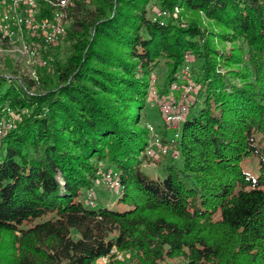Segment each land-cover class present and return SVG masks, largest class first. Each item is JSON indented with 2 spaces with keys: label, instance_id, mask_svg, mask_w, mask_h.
Masks as SVG:
<instances>
[{
  "label": "trees",
  "instance_id": "16d2710c",
  "mask_svg": "<svg viewBox=\"0 0 264 264\" xmlns=\"http://www.w3.org/2000/svg\"><path fill=\"white\" fill-rule=\"evenodd\" d=\"M151 1L71 0L63 39H39L52 75L0 76V115L24 110L0 151V264H99L113 249L135 264H264V0H154L150 14ZM186 64L195 104L171 153L150 157V78L167 69L164 94ZM163 159V178L143 171ZM110 170L124 211L87 202Z\"/></svg>",
  "mask_w": 264,
  "mask_h": 264
},
{
  "label": "built area",
  "instance_id": "2783aa9c",
  "mask_svg": "<svg viewBox=\"0 0 264 264\" xmlns=\"http://www.w3.org/2000/svg\"><path fill=\"white\" fill-rule=\"evenodd\" d=\"M70 2L71 0H0V42L18 44L20 51L27 55L29 60L47 64L46 60L42 61L40 55L42 45L39 39L44 41L45 45H53L63 39L70 22L68 17ZM175 12H179L177 7ZM159 15L166 16L167 11H160ZM186 58L190 61L189 55H186ZM159 84L158 77L152 74L149 100L152 105L158 106L161 124L167 130L168 136H164L155 125H148L151 141L146 152L153 158L170 154L172 147L177 145L182 124L195 104L199 89L191 76L189 64L177 74L176 80L166 93L162 94L163 85L159 87ZM23 112L24 110L18 111L7 107L0 115V151L5 133L16 127ZM175 156L178 154L175 153ZM118 177L116 171L110 170L104 173L101 179L110 186L119 188L121 182ZM87 202L89 205H95L94 190L88 192ZM117 253V249L111 250L109 255L102 257L101 262L107 263Z\"/></svg>",
  "mask_w": 264,
  "mask_h": 264
},
{
  "label": "rangeland",
  "instance_id": "374dc122",
  "mask_svg": "<svg viewBox=\"0 0 264 264\" xmlns=\"http://www.w3.org/2000/svg\"><path fill=\"white\" fill-rule=\"evenodd\" d=\"M148 8L150 9V14H152L158 7L155 5V1H151ZM203 23L211 28L220 29L216 23L211 22L208 20L204 14H202ZM235 45V44H234ZM220 46L229 48L232 46L231 43H220ZM66 43L65 40L62 42L60 53L64 54L66 52ZM57 49L54 50L56 52ZM39 62H32L29 60L27 55L23 54L18 48V44L15 43H1L0 42V76H9V77H16L21 83L29 85V80L33 79L37 76L39 71H46L47 74H51V69L49 65L47 68H42ZM167 69L160 68L156 71L155 75L158 77V82L160 83L158 86H162L163 84V75ZM32 92L43 91L42 84L35 83L30 87ZM159 108L147 105L146 108L142 112V123L145 125L153 124L157 125L158 123L162 122L161 116L159 114ZM170 134H173V130L170 131ZM2 155V154H1ZM167 159V158H166ZM166 159L161 161V164L154 165L150 161L144 164L143 171L155 178H163L165 176V169L164 164L166 163ZM242 168L250 173L253 176H257L259 173L258 169V158L256 156H252L247 158L242 162ZM98 188L95 189L94 194L99 193L101 196L112 197V199L107 202L108 207L124 211L128 209L130 206L127 202L120 200V192L117 190L118 188L110 186L107 182L101 180L98 181L97 185ZM96 192V193H95ZM98 206L103 205L101 202L97 204ZM96 205V206H97ZM135 264L132 259L131 253L126 251H118L117 255L112 257L107 263L100 262L99 264ZM161 264H183L182 260L180 259H166Z\"/></svg>",
  "mask_w": 264,
  "mask_h": 264
},
{
  "label": "crops",
  "instance_id": "0c3cea01",
  "mask_svg": "<svg viewBox=\"0 0 264 264\" xmlns=\"http://www.w3.org/2000/svg\"><path fill=\"white\" fill-rule=\"evenodd\" d=\"M153 164V163H152ZM155 165V164H154ZM103 198V197H102ZM112 199V197H110L109 201Z\"/></svg>",
  "mask_w": 264,
  "mask_h": 264
}]
</instances>
